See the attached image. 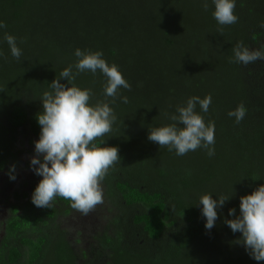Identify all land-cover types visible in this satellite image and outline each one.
<instances>
[{"label":"trees","instance_id":"trees-1","mask_svg":"<svg viewBox=\"0 0 264 264\" xmlns=\"http://www.w3.org/2000/svg\"><path fill=\"white\" fill-rule=\"evenodd\" d=\"M213 11L211 0L207 10L204 0H0L7 25L0 30V172L17 164L25 131L39 139L40 98L65 68L77 86L91 89L90 103L106 100L116 115L112 131L99 138L120 156L101 180L114 211L91 254L102 264H264L224 222L230 208L239 214L241 196L264 184V60L232 62L237 42L264 50V0H236L232 25H218ZM5 33L22 50L19 60ZM77 48L102 51L118 66L131 85L119 90L127 103L104 96L99 72L77 74ZM208 95V112L198 104L196 111L215 125L213 156L203 148L178 156L148 140L149 128L171 123L177 106ZM240 104L246 115L237 124L228 112ZM35 187L11 206L0 264H80L61 223L79 210L59 196L51 208L35 206ZM207 193L231 195L218 209V257L201 252L214 242L198 205Z\"/></svg>","mask_w":264,"mask_h":264},{"label":"clouds","instance_id":"clouds-1","mask_svg":"<svg viewBox=\"0 0 264 264\" xmlns=\"http://www.w3.org/2000/svg\"><path fill=\"white\" fill-rule=\"evenodd\" d=\"M214 5L213 17L218 25H232L238 21L234 14L236 0H211ZM207 10L208 0H204ZM7 27L0 20V30ZM4 40L9 46L11 55L17 60L22 50L17 46L14 36L5 33ZM232 62L247 66L257 60H264V50H250L243 42H237L233 48ZM77 61L74 65L78 73L97 72L106 78L103 93L115 103L121 88L131 91V85L123 77L115 64L103 58L102 51L75 49ZM2 56V53H0ZM71 67L59 74V79L50 83V91H45L40 100L43 111L37 114L41 128L39 139L34 141L35 155L30 160V168L35 175L42 177L31 195L32 203L37 207L51 208L55 197L71 201V206L87 214L95 205L102 202L100 181L118 160L119 149L115 146H101L102 139L112 131L116 121L114 110L109 102L90 103L91 89L77 86ZM66 80L67 84L61 83ZM123 103L126 96H119ZM212 102L210 95L200 98L190 97L186 104L177 106L175 112L168 115L171 123L149 128L148 140L176 155L184 156L198 148L207 150L209 156L215 154V125L205 122L196 111L197 104L201 112L207 113ZM246 115V108L240 104L228 112L240 123ZM180 125H183L181 127ZM15 166L9 170L10 180H15ZM231 195L203 194L198 205L205 218V229L211 230L218 219V209L223 208ZM231 219H225L226 225L233 233L241 234V243L248 255L255 261H264V184L258 186L251 194L240 197L239 214L236 208L228 210Z\"/></svg>","mask_w":264,"mask_h":264},{"label":"rangeland","instance_id":"rangeland-1","mask_svg":"<svg viewBox=\"0 0 264 264\" xmlns=\"http://www.w3.org/2000/svg\"><path fill=\"white\" fill-rule=\"evenodd\" d=\"M36 140L28 131H25L20 137V154L18 164L15 165V180H10L8 176L12 166L7 167L6 170L0 173V240L3 237L5 223L11 214V206L17 202H23L26 195H29L32 188L37 186L42 179V177L35 175L30 168V160L35 155L34 141ZM100 187L103 193L101 203L95 205L87 214L78 211L61 222L63 228L69 234L71 244L80 257V264H88L89 261L93 260L95 263L102 264L91 254L96 247L95 237L107 229L114 217V211L106 198L105 186L101 181ZM218 224H220L219 219H217L211 230V236H207L212 237L214 242L212 247L206 245V248L201 251L205 256L218 257L217 253L222 248L221 231ZM83 253L89 254V261L82 259Z\"/></svg>","mask_w":264,"mask_h":264},{"label":"flooded vegetation","instance_id":"flooded-vegetation-1","mask_svg":"<svg viewBox=\"0 0 264 264\" xmlns=\"http://www.w3.org/2000/svg\"><path fill=\"white\" fill-rule=\"evenodd\" d=\"M19 145H20V141H19V143H18V156H19V154H20V153H19ZM17 164H18V162H17ZM17 164L10 163V164L8 165V167H9V166H15V165H17ZM6 169H7V168H6ZM6 169H5V170H6ZM0 173H1V172H0ZM33 188H34V187H33ZM33 188H32V189H33ZM30 194H31V193H30ZM30 194H29V195H30ZM4 229H5V227H4ZM3 235H4V230H3ZM2 238H3V237H2ZM0 241H1V240H0ZM69 241H70V239H69ZM74 249H75V248H74Z\"/></svg>","mask_w":264,"mask_h":264}]
</instances>
